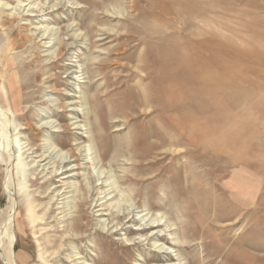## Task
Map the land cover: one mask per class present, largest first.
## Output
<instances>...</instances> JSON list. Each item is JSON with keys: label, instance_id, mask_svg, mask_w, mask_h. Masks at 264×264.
Returning a JSON list of instances; mask_svg holds the SVG:
<instances>
[{"label": "rangeland", "instance_id": "374dc122", "mask_svg": "<svg viewBox=\"0 0 264 264\" xmlns=\"http://www.w3.org/2000/svg\"><path fill=\"white\" fill-rule=\"evenodd\" d=\"M0 231L16 264H264V0H0Z\"/></svg>", "mask_w": 264, "mask_h": 264}, {"label": "bare ground", "instance_id": "6f19581e", "mask_svg": "<svg viewBox=\"0 0 264 264\" xmlns=\"http://www.w3.org/2000/svg\"><path fill=\"white\" fill-rule=\"evenodd\" d=\"M65 43V42H64ZM64 43H62L61 42V44L62 45H64ZM59 55H62V53L59 51V53H58ZM7 144V143H6ZM5 145V144H4ZM3 145V148L2 149H4V146ZM9 146V144H7V147ZM5 150L6 151H8L7 152V162L8 161H10V151H9V147L6 149L5 148ZM6 153V152H5ZM80 156H81V153H80V151H79V153H77V154H75V157H76V159H79L80 158ZM43 157V156H42ZM58 159L60 160V163L63 165L62 167H64V170L63 171H61V172H59V173H57V172H55V176H57L58 174H63L64 172H67V171H71V170H73L72 168H73V166H71L70 165V161L69 160H67V158H66V155H62V154H59L58 155ZM6 162V163H7ZM5 163V162H4ZM6 165V164H5ZM6 169V168H5ZM9 169V168H8ZM8 169H6V179H5V182H4V184H5V187H6V190H7V193H8V195H9V204H8V207H7V209H6V213H7V215H6V220H5V225L2 223V225H4L5 226V228H9V221H10V218H11V215H12V213H14V208H15V205H16V200H15V197H14V194L10 191L11 189H10V186H11V178H10V169L8 170ZM101 173L102 172H98L97 171V175L99 176V178H100V175H101ZM5 190V191H6ZM54 191V190H53ZM110 193H111V191L110 192H108V193H105L104 195H103V197H101L102 199L103 198H105V199H108V198H110ZM65 194V193H64ZM59 196H60V198H59ZM64 195H62V193H60L59 191H57L55 194H52V196L50 197V206H51V210H50V212L52 213L53 211H52V209H53V205L54 204H60L57 200H58V198L59 199H65V198H67V197H63ZM8 197V196H7ZM98 200H100V199H98ZM86 202V200L85 199H82V201L80 202V205L82 206L84 203ZM99 202V201H98ZM68 203L69 202H67V201H65V202H63V205L62 206H60V207H58V206H56L55 207V209H59V208H63V207H66V206H68ZM106 203V201H101L100 203H97V202H95V204H94V207H101V208H98V211H100V210H105L104 209V206H106L107 204H105ZM7 206V205H6ZM4 209V208H3ZM67 210V209H66ZM47 211V210H46ZM112 212V211H111ZM110 212V213H111ZM60 213H63V211H60ZM4 214V213H3ZM66 214H68V212L66 213ZM102 214H106V213H100V215H102ZM5 216V215H4ZM78 218H81V216L79 215L78 216ZM139 218H140V216H139ZM147 218H148V215L147 214H143V215H141V220L140 221H142L143 223H141L140 224V227H137L139 230H141V231H147V230H150V232H149V235L148 236H146L145 238H147V237H156V238H158L159 236H161L160 235V233H159V227L163 224V223H161V219H152V220H150V221H148L147 220ZM27 219H28V221L30 222V224L31 225H33V226H35V223H36V217H35V215H34V207L30 204L29 205V208H28V212H27ZM56 219V218H55ZM148 219H150V218H148ZM102 220V219H101ZM104 220V219H103ZM101 221L102 222V224L103 225H105V221ZM44 224V223H43ZM8 226V227H7ZM110 229V228H109ZM108 229V230H109ZM1 232V231H0ZM4 232V231H3ZM7 233V232H6ZM5 234V233H4ZM11 234V233H10ZM162 234V233H161ZM13 236V235H12ZM14 237V236H13ZM13 237L7 242V244H3V238H2V233H0V246L3 248V250H4V252L3 253H1V255H0V258H1V260L3 261V263L4 264H16V258H15V254H14V248H15V242H13ZM156 244V243H155ZM158 248H159V250L160 251H165L164 250V247H163V245L162 244H157L156 245ZM1 249V248H0ZM2 251V250H1ZM166 254H168V251H166L165 252ZM48 257H52L51 258V260H55L56 258H57V256H54V253H51V254H49L48 255ZM71 257H74V258H72V259H70ZM38 258L41 260H43L44 262L46 261V260H48V258H45L44 257V255H43V253L42 252H40L39 253V255H38ZM50 259V258H49ZM156 259H159L158 257H156ZM66 263L68 262V261H70V263H71V261L73 262L72 264H94V263H92V262H87L86 260H82V261H77V260H79V257H75V255H70L69 257H67L66 258Z\"/></svg>", "mask_w": 264, "mask_h": 264}]
</instances>
